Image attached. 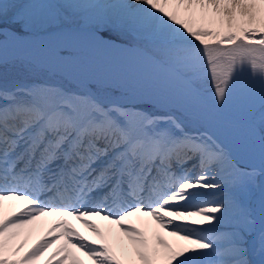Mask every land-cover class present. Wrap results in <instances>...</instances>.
<instances>
[{"label":"snow or ice","instance_id":"obj_1","mask_svg":"<svg viewBox=\"0 0 264 264\" xmlns=\"http://www.w3.org/2000/svg\"><path fill=\"white\" fill-rule=\"evenodd\" d=\"M17 62L121 87L0 71V264H264V0H0Z\"/></svg>","mask_w":264,"mask_h":264},{"label":"rangeland","instance_id":"obj_2","mask_svg":"<svg viewBox=\"0 0 264 264\" xmlns=\"http://www.w3.org/2000/svg\"><path fill=\"white\" fill-rule=\"evenodd\" d=\"M123 37V36H121ZM126 38V40L130 41V37H123V39ZM104 58V57H103ZM0 71L6 72L8 75L9 80H16L21 82H39L45 79H56L61 81L65 84L66 87L76 89L77 87H83L85 85L78 83L79 85H75L70 80L60 77L59 75L53 76L50 74L47 70H44L42 68H28L25 67L23 64L17 62L15 64H9L6 68H0ZM102 75L100 73L97 74V79L94 82L89 83L86 86L92 88L93 90L100 89L108 92H112L110 89L104 88L102 84H104L102 81ZM109 86V85H107ZM206 87L207 91H212V83L210 78L205 79L202 82V87ZM112 87V86H111ZM114 94V93H113ZM119 95V94H117ZM149 101H140L138 103V106L140 107H146V108H153L152 104H148ZM148 105V106H147ZM151 105V106H149ZM155 110V109H153ZM188 167V165H187ZM256 195L258 196V190H256ZM13 204H17V202H12Z\"/></svg>","mask_w":264,"mask_h":264},{"label":"bare ground","instance_id":"obj_3","mask_svg":"<svg viewBox=\"0 0 264 264\" xmlns=\"http://www.w3.org/2000/svg\"><path fill=\"white\" fill-rule=\"evenodd\" d=\"M103 35V34H102ZM107 38V37H106ZM115 42L119 45H123V46H129L127 44H124L122 42H118L115 40ZM105 54L108 58H111L112 60L114 61H120V62H124L126 60L129 59V57H127L124 53H119V52H105L103 53ZM122 55H124L126 57V59H122ZM102 73V72H101ZM103 74V73H102ZM104 75V74H103ZM106 83L108 84H115L117 86H120L121 87V82L118 81V80H108V79H105ZM208 97H211V94L210 93H205ZM210 95V96H209ZM237 110H238V104L237 103H234L232 105H225L224 109L222 110L221 112V115L224 119L226 120H232V119H236L237 118ZM236 147V150L237 152L240 154V155H243V151L242 149L240 148L239 145L235 146ZM188 167H191V164H189ZM12 203V202H10ZM56 218L55 217H45V218H42L40 222H38V225H37V235L40 234L42 232V230L46 229L50 223L55 220ZM70 219V223L72 224L73 227H75L78 231H80L83 235L85 236H89L91 237V234L88 232L87 229H85L83 227V225H81L78 221H75V220H72L71 218ZM97 223L101 224L102 226H105L106 225V222H103V221H97ZM113 230L115 231V226H113Z\"/></svg>","mask_w":264,"mask_h":264}]
</instances>
